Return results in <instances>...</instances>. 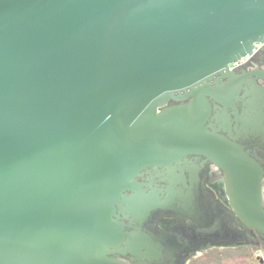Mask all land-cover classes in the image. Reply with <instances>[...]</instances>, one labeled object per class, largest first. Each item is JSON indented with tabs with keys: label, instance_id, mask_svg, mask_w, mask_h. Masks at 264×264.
<instances>
[{
	"label": "water",
	"instance_id": "water-1",
	"mask_svg": "<svg viewBox=\"0 0 264 264\" xmlns=\"http://www.w3.org/2000/svg\"><path fill=\"white\" fill-rule=\"evenodd\" d=\"M256 43L264 0H0V264H128L136 177L188 155L264 235L262 168L207 124L239 91L207 80Z\"/></svg>",
	"mask_w": 264,
	"mask_h": 264
},
{
	"label": "flooded vegetation",
	"instance_id": "flooded-vegetation-1",
	"mask_svg": "<svg viewBox=\"0 0 264 264\" xmlns=\"http://www.w3.org/2000/svg\"><path fill=\"white\" fill-rule=\"evenodd\" d=\"M234 82L237 98L231 105L207 96L211 130L241 146L262 168L264 206V44H256L243 63L216 73L206 83L214 91ZM218 86V87H217ZM170 100L165 107L186 104ZM140 184L137 207L127 203L117 212L124 232L133 241L124 242L112 255L136 264H191L209 248L252 246L264 235L240 223L232 211L221 169L203 155H188L168 167L145 168L136 177ZM134 192L126 191L131 200ZM129 197V198H127Z\"/></svg>",
	"mask_w": 264,
	"mask_h": 264
},
{
	"label": "rangeland",
	"instance_id": "rangeland-1",
	"mask_svg": "<svg viewBox=\"0 0 264 264\" xmlns=\"http://www.w3.org/2000/svg\"><path fill=\"white\" fill-rule=\"evenodd\" d=\"M241 246L209 248L202 259H195L191 264H259L253 259V250L264 249V245Z\"/></svg>",
	"mask_w": 264,
	"mask_h": 264
},
{
	"label": "built area",
	"instance_id": "built-area-1",
	"mask_svg": "<svg viewBox=\"0 0 264 264\" xmlns=\"http://www.w3.org/2000/svg\"><path fill=\"white\" fill-rule=\"evenodd\" d=\"M258 44V43H256ZM254 44V46L256 45ZM254 46H253V50H254ZM252 50V52H253ZM250 55H247L245 57H242L238 60H236L235 62H232L228 65L229 68H233L238 66L239 64L243 63L246 59H248ZM253 259H255L259 264H264V249L263 248H256L253 250Z\"/></svg>",
	"mask_w": 264,
	"mask_h": 264
},
{
	"label": "trees",
	"instance_id": "trees-1",
	"mask_svg": "<svg viewBox=\"0 0 264 264\" xmlns=\"http://www.w3.org/2000/svg\"><path fill=\"white\" fill-rule=\"evenodd\" d=\"M252 245H264V241L260 243H252Z\"/></svg>",
	"mask_w": 264,
	"mask_h": 264
}]
</instances>
